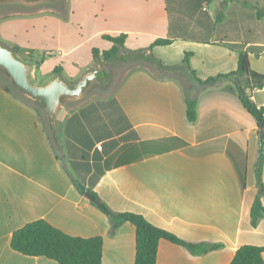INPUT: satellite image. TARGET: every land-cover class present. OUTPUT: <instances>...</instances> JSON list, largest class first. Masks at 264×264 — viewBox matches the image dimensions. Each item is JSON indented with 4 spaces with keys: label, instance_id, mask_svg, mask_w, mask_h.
Returning a JSON list of instances; mask_svg holds the SVG:
<instances>
[{
    "label": "crops",
    "instance_id": "obj_1",
    "mask_svg": "<svg viewBox=\"0 0 264 264\" xmlns=\"http://www.w3.org/2000/svg\"><path fill=\"white\" fill-rule=\"evenodd\" d=\"M121 33L119 52H145L154 61L115 63L105 86L95 83L65 102L56 143L38 105L0 82V264H58L10 246L12 232L38 218L69 235L102 236L103 264H134L135 227L123 221L113 228L85 191L112 212L139 213L185 241L219 245L193 254L160 239L156 264H228L240 245H264V216L256 226L250 217L262 133L232 78L195 80L234 71L239 51L264 74V0L0 5V43L28 57L20 59L30 64L31 77L37 72L39 84L55 76L74 84L103 59L92 49L110 48L105 35ZM157 38L170 43L151 47ZM132 61L137 64L114 85L113 68ZM94 86L97 93L90 92ZM250 93L264 107V86ZM186 97L197 101L194 122L186 118ZM261 179L264 185V157ZM260 199L264 205V193Z\"/></svg>",
    "mask_w": 264,
    "mask_h": 264
},
{
    "label": "trees",
    "instance_id": "obj_2",
    "mask_svg": "<svg viewBox=\"0 0 264 264\" xmlns=\"http://www.w3.org/2000/svg\"><path fill=\"white\" fill-rule=\"evenodd\" d=\"M105 38L112 42L108 49L100 51L97 48L92 49L93 57L108 58L119 53L125 42V34L116 36L105 35ZM169 39L157 38L151 43V47L156 45H167ZM17 51V48H12ZM17 53V52H16ZM25 61H29L24 57H19ZM184 66H188V53H186L183 61ZM161 70H174L176 67H164ZM61 68L56 66L53 73L57 74ZM232 78L239 92V99L246 110L254 117L258 128H262L263 132L259 141V157L256 164V181L258 184V193L250 208L251 224L256 226L257 220L264 216V205L260 196L264 193V185L261 179V168L264 157V107H257L250 90L253 86H264V74L253 71L250 68L248 55L245 51H239L237 68L226 74H219L202 81L195 79L203 84H211L220 79ZM6 89L15 94L10 86ZM20 97V96H18ZM40 106L38 103H36ZM186 118L190 122L197 119V101L195 98H185ZM240 170L241 181L243 185L246 182L247 167L246 159L241 163ZM83 192V188L80 187ZM100 208L111 218L112 227L116 228L121 222L129 221L135 227V258L134 264H156L157 249L160 239H166L172 243L184 246L193 254L205 253L218 244L209 243H193L179 238L174 233L160 228L150 223L143 215L133 212H112L104 203H100ZM102 244L103 238L100 235L92 237H79L69 235L55 226L51 225L43 218L29 221L12 232L10 246L14 250L29 256H44L55 260L58 264H103L102 263ZM264 245L243 244L236 250L228 264H264L262 258Z\"/></svg>",
    "mask_w": 264,
    "mask_h": 264
},
{
    "label": "water",
    "instance_id": "obj_3",
    "mask_svg": "<svg viewBox=\"0 0 264 264\" xmlns=\"http://www.w3.org/2000/svg\"><path fill=\"white\" fill-rule=\"evenodd\" d=\"M55 1L57 0H0V5L18 3L31 6ZM131 59L154 61L145 52H119L112 57L98 60L96 65L73 85L66 83L60 76H55L48 82L39 84L33 82L30 64L18 58L11 47L0 43V73L7 78L12 88L17 92L32 101L38 102L43 107L49 132L55 143L57 142L56 117L62 105L69 100L80 97L95 83L105 86L111 79V66ZM156 66H159L158 61H156ZM259 132L261 134L263 129L259 128ZM85 196L100 205L99 200L90 191H85Z\"/></svg>",
    "mask_w": 264,
    "mask_h": 264
},
{
    "label": "rangeland",
    "instance_id": "obj_4",
    "mask_svg": "<svg viewBox=\"0 0 264 264\" xmlns=\"http://www.w3.org/2000/svg\"><path fill=\"white\" fill-rule=\"evenodd\" d=\"M57 1H59V0H57ZM57 1H55V2H53V3H56ZM49 3H52V2H44V3H40V4H36V5H31V6H35V7H38V6H43V5H48ZM75 20V19H74ZM53 44H55V43H53ZM49 48H53V47H49ZM17 52V53H16ZM14 51V53L16 54V56H18V57H24V58H28V57H26V55H23V53H20L19 51ZM57 63V62H56ZM139 63H142V62H139ZM55 64V61H52V62H50V63H48V64H46V69H49V68H51L53 65ZM137 63H134L133 61L132 62H128L127 64H126V66H123L122 68H120V66H115V68H113V73H114V82H113V84L115 85L120 79H121V77L127 72V70L130 68V67H133L134 65H136ZM143 64V63H142ZM150 67L151 68H155V66L154 65H150ZM45 72H47V71H45ZM70 72V71H69ZM70 74H83V73H79V71L78 72H75V71H73V72H70ZM66 77H68V73H65L64 74ZM176 75V74H175ZM64 76V77H65ZM32 77H33V79H34V81H35V83L37 82L38 83V79H39V76H38V74H37V72H32ZM179 78H181V77H179ZM33 81V82H34ZM0 82L1 83H3L4 85H8V86H10L11 88H12V86H11V84L9 83V81L7 80V78L3 75V74H1L0 73ZM66 82H68V84H70V85H73V81H66ZM113 85V86H114ZM13 89V91L15 92V94H18V96H20L21 98H23L24 100H26V101H32V100H30V99H28V98H26L25 96H23V95H21L19 92H17L14 88H12ZM91 93H97L98 92V88H97V86H94V88H92L91 89V91H90ZM33 102V101H32ZM33 103H38V102H33ZM39 104V103H38ZM37 105V104H36ZM40 105V104H39ZM38 109L40 110V112H41V114H42V116L44 117V119L46 120V118H45V113H44V110H43V107L40 105V106H38ZM49 129V128H48Z\"/></svg>",
    "mask_w": 264,
    "mask_h": 264
},
{
    "label": "built area",
    "instance_id": "obj_5",
    "mask_svg": "<svg viewBox=\"0 0 264 264\" xmlns=\"http://www.w3.org/2000/svg\"><path fill=\"white\" fill-rule=\"evenodd\" d=\"M99 147H100V145H99Z\"/></svg>",
    "mask_w": 264,
    "mask_h": 264
}]
</instances>
